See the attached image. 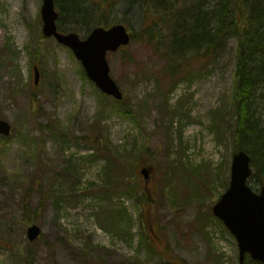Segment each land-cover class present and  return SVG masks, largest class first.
<instances>
[{"label":"rangeland","instance_id":"374dc122","mask_svg":"<svg viewBox=\"0 0 264 264\" xmlns=\"http://www.w3.org/2000/svg\"><path fill=\"white\" fill-rule=\"evenodd\" d=\"M41 4L0 0V118L12 128L0 138V264H21L17 258L28 249L31 264H170L141 243L140 210L160 253L166 247L187 264H237L236 240L211 211L230 178L235 38L204 68L189 59L190 70L172 91L160 73L165 61L148 43L135 40L107 53L123 101L107 96L103 105L72 50L42 34ZM217 4L208 0L203 8ZM123 6L114 15L126 17L131 33L139 31L147 13ZM60 17V32L86 36L85 24ZM158 27L169 31L165 22ZM262 91L250 106L263 127ZM96 136L117 149L111 176L120 182L110 199ZM142 166L151 168L146 179ZM248 182L256 191L262 186ZM134 184L136 193L127 188ZM143 192L151 202L141 208ZM122 216L132 219L129 234L119 229L127 223ZM31 223L41 233L29 242Z\"/></svg>","mask_w":264,"mask_h":264},{"label":"trees","instance_id":"16d2710c","mask_svg":"<svg viewBox=\"0 0 264 264\" xmlns=\"http://www.w3.org/2000/svg\"><path fill=\"white\" fill-rule=\"evenodd\" d=\"M207 1L54 0V3L59 10V15L69 18L74 23H83L87 26L85 35L95 26L108 27L115 23L128 24L126 17L117 19L113 13L116 5L122 4V2L125 11L130 10L136 13L142 7L144 13H147V18L142 22L139 31L131 33V42L139 40L148 43L153 51L164 59L165 64L160 73L166 76L171 91L179 83L180 79L177 78L185 76L190 70L189 59L195 60L200 65L199 68L202 66L204 68L208 65L209 59L213 60L217 54L221 53L226 41L234 37L236 49L231 101L234 106L232 117L235 126L232 131L234 138L232 152L243 150L249 154L252 167L249 179L255 184L264 185V131L261 125H257V120L255 122L250 106L258 87L263 90L261 98H263L264 104V0H216L218 1L216 8L205 9L203 6ZM148 13L153 16V19L148 18ZM92 14H94V19L90 23ZM160 22H165L169 27L167 33H162L158 27ZM212 22H214V26L211 24ZM81 71L83 70L81 69ZM100 96L102 103L108 98L103 93H100ZM113 101H123V98L121 100L113 98ZM120 110L123 114L131 113L126 108ZM164 110H166L165 107H163ZM227 113L226 110L222 115ZM58 136L64 140L67 133L58 132ZM0 138L6 137L0 135ZM96 139V141H92L93 147L100 150L103 140L99 136H96ZM116 150L113 145L105 144L100 155V158H103L106 163L104 169L107 171L108 182L104 191L108 199L111 197L110 191L120 182L119 175L111 176ZM111 152L112 154H110ZM120 162L116 161V164L122 165ZM122 169L123 171L127 170L124 167ZM227 187L228 182L225 184V189ZM127 188L130 192L135 193L139 189L135 184L131 187L127 186ZM139 202L142 208L149 204L151 199L143 192ZM25 215L29 220H33L31 219L32 212ZM125 217L122 216L127 223L119 229L129 234L132 219L128 216ZM139 221L143 230L142 238L145 239V242L141 241V243L146 245L149 251H154L160 258H166L170 264H187L183 263L179 257L170 254L166 247L162 248L163 253L155 248L156 243L151 240L146 230L148 217L145 215V210L139 211ZM156 237L159 238L158 235ZM32 252V249H28L26 254L17 258L18 262L31 264ZM237 264H240L239 260ZM241 264L262 263L252 260L246 254Z\"/></svg>","mask_w":264,"mask_h":264},{"label":"water","instance_id":"95a60500","mask_svg":"<svg viewBox=\"0 0 264 264\" xmlns=\"http://www.w3.org/2000/svg\"><path fill=\"white\" fill-rule=\"evenodd\" d=\"M53 0H42L41 19L42 33L46 37H54L59 43L68 46L81 62L87 77L106 95L116 99L123 97L117 83L110 76L106 59L107 52L118 50L130 41V34L123 24H113L107 28L94 27L86 38L81 39L76 32L62 33L57 30ZM35 84L39 81V71L34 66ZM11 125L0 118V135L10 134ZM150 168L143 167L140 173L146 179ZM252 172L250 157L243 151L233 153L230 165L229 186L212 206V214L217 217L236 239L239 262L245 254L251 259L264 264V186L259 192L248 184ZM40 227L33 223L26 228L29 241L40 235Z\"/></svg>","mask_w":264,"mask_h":264}]
</instances>
